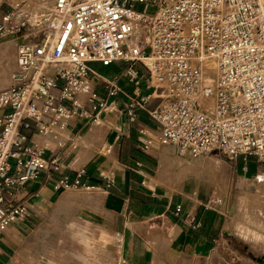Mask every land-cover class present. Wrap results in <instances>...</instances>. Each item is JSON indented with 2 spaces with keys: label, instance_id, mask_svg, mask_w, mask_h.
<instances>
[{
  "label": "built area",
  "instance_id": "built-area-1",
  "mask_svg": "<svg viewBox=\"0 0 264 264\" xmlns=\"http://www.w3.org/2000/svg\"><path fill=\"white\" fill-rule=\"evenodd\" d=\"M9 6L0 41H19L12 86L0 91V244L29 215L26 204L16 203L18 188L62 170L33 136L113 110L93 91L81 102L90 77L100 78L93 64L129 65L139 98H131L129 120L146 111L160 128V144L189 164L264 160V0H13ZM137 65L147 74L146 96ZM103 82L108 98L122 93L117 81ZM104 151L110 154L112 145ZM79 178L64 177L55 189L76 187Z\"/></svg>",
  "mask_w": 264,
  "mask_h": 264
},
{
  "label": "crops",
  "instance_id": "crops-1",
  "mask_svg": "<svg viewBox=\"0 0 264 264\" xmlns=\"http://www.w3.org/2000/svg\"><path fill=\"white\" fill-rule=\"evenodd\" d=\"M12 2L0 4V20ZM8 41L19 40L5 39L0 46ZM113 65L93 64L100 78L91 76L87 85V89L93 87L98 98L113 103L112 111L95 122L77 119L65 131L57 129L50 136H33V141L47 150L48 158H59L62 170L43 172L37 180L18 188L16 203L26 204L29 215L5 232L0 244V264L10 257L15 238L20 237L23 242L55 204L56 213L62 200L67 201L71 211L70 202H81L82 197L74 198L80 192L87 194L81 199L84 204L95 208L104 220L108 239L116 241L109 243L114 246L118 264H218L221 249L214 244L222 233V218L226 217L224 211L230 202H209L216 197L212 194L216 185L214 180L202 183L206 177L204 168L207 175L224 176L222 165L229 164L226 177L229 172L233 191L250 198L258 193L264 180V160L240 157L233 163L217 160L204 166L189 164L176 150L160 144V128L146 111L137 110L136 120H129L126 110L131 98H137L135 86L127 78L129 65L125 64L121 74L109 70ZM136 69L141 78V96H146L151 92L146 88V71L139 65ZM15 70L11 73L0 62V91L12 86ZM103 80L117 81L122 93L108 98ZM122 81L126 84H121ZM86 108L89 110L90 106ZM4 112L0 110V116ZM110 145L112 152L107 154L104 149ZM80 154L82 157L78 159ZM216 163L220 169H216ZM79 175V185L59 196L60 191L55 189L59 181L69 177L73 182ZM178 206H181L179 213ZM146 222L153 223L148 230H144ZM159 236L165 237L167 245L156 244Z\"/></svg>",
  "mask_w": 264,
  "mask_h": 264
},
{
  "label": "rangeland",
  "instance_id": "rangeland-1",
  "mask_svg": "<svg viewBox=\"0 0 264 264\" xmlns=\"http://www.w3.org/2000/svg\"><path fill=\"white\" fill-rule=\"evenodd\" d=\"M17 44L18 42L8 41L0 46L1 65L10 68L11 73L16 68ZM124 67V63H119L109 70L121 74ZM139 67L145 71L141 65ZM121 84L126 82L122 81ZM85 101L86 98H83L82 104ZM81 157L80 154L78 159ZM227 166L230 168L229 164ZM227 166L223 163L221 168L224 176L221 173H217L218 176L207 175L208 171L204 168L203 174L206 177L202 179L205 184L213 183L214 180L216 190L212 194L215 193L216 200L230 202L224 211L226 217L222 218V233L220 232L214 244L221 249L217 263L264 264V219L256 218L251 211V207L256 204L257 194L264 198V180L259 185L258 193L249 198L233 191L229 172L226 177ZM59 191V196L69 193L66 190ZM202 195L205 196L204 193ZM75 196V200L77 196L82 197L79 198L81 202H70L73 206L71 211L67 201L62 200L56 207V213L55 204L50 214L33 226L23 242L20 237L15 238L16 244H11L10 257L1 264H118L114 246L110 244L116 241L108 239L104 220L95 208L85 205L81 200L87 194L80 192ZM259 202L264 203V199ZM152 226L153 223L146 222L144 230ZM156 241L157 245H167L165 237L159 236Z\"/></svg>",
  "mask_w": 264,
  "mask_h": 264
},
{
  "label": "bare ground",
  "instance_id": "bare-ground-1",
  "mask_svg": "<svg viewBox=\"0 0 264 264\" xmlns=\"http://www.w3.org/2000/svg\"><path fill=\"white\" fill-rule=\"evenodd\" d=\"M88 84L89 83L85 84L84 87L82 88L81 92H80V99L81 100L83 98H87L88 96H90L92 94V89H87ZM219 165H220L219 163H216V166H219ZM257 196H258V198H257L256 204H255L256 206L254 205V207H251L252 208L251 211L256 216V218L264 219V203L259 202L261 199H264V198L260 194H257ZM256 221H258V220H256Z\"/></svg>",
  "mask_w": 264,
  "mask_h": 264
}]
</instances>
